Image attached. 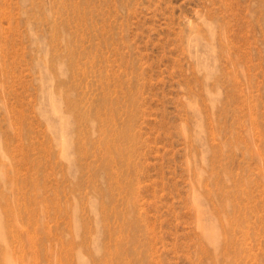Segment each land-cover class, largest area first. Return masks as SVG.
Segmentation results:
<instances>
[{"label": "rangeland", "instance_id": "rangeland-1", "mask_svg": "<svg viewBox=\"0 0 264 264\" xmlns=\"http://www.w3.org/2000/svg\"><path fill=\"white\" fill-rule=\"evenodd\" d=\"M0 264H264V0H0Z\"/></svg>", "mask_w": 264, "mask_h": 264}, {"label": "bare ground", "instance_id": "bare-ground-1", "mask_svg": "<svg viewBox=\"0 0 264 264\" xmlns=\"http://www.w3.org/2000/svg\"><path fill=\"white\" fill-rule=\"evenodd\" d=\"M237 184V183H236ZM198 208V207H197ZM199 211V214H200V210ZM204 211V210H203ZM202 211V218H205L206 214ZM201 215V214H200ZM199 215V216H200ZM202 223V221H201ZM204 226H206V229H207V237L208 239H213L216 237V231H214L212 228L214 227L213 224H205ZM203 230V229H202ZM204 231V230H203ZM114 260V259H113Z\"/></svg>", "mask_w": 264, "mask_h": 264}]
</instances>
